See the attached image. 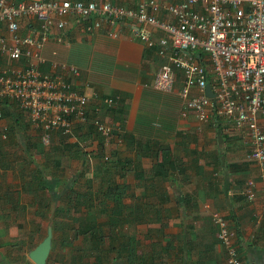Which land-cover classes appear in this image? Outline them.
Masks as SVG:
<instances>
[{
	"label": "crops",
	"instance_id": "0c3cea01",
	"mask_svg": "<svg viewBox=\"0 0 264 264\" xmlns=\"http://www.w3.org/2000/svg\"><path fill=\"white\" fill-rule=\"evenodd\" d=\"M95 1L131 9L136 3ZM112 30L114 39L108 37L105 25L84 35L74 18H69L62 43L48 41L40 52L46 64L65 63L78 69L74 89L91 97L89 118L112 129L110 145L102 151L108 161L98 163L99 155L94 158L102 147L90 125L75 126L65 136L53 133L49 145L42 146L24 116L9 108L1 122L7 132V139L0 142L1 240L20 241L11 234L17 226H32L30 233L21 228L20 236L28 242L43 239L37 238L43 220L51 218L52 223L59 210L70 209L60 199L65 193L60 186L72 177L70 166L82 174L84 191L98 196L94 207L102 208L98 205L102 200L112 208L102 197L105 182L123 187L124 197L117 205L123 212L120 225H126L129 233L120 237H131L142 245L143 249L136 248L140 259L135 264H225V252L210 223L212 213L236 233L241 260L264 264V164L247 158V137L220 119L198 124L191 114L181 118L177 94L151 87L161 64L155 51L133 37L129 23ZM46 66L42 71L47 72ZM110 97H117V103L107 108L101 101ZM76 162L83 167L75 168ZM39 173L50 190L37 189L42 180ZM247 181L253 185L250 202L242 195ZM37 211H42L41 216Z\"/></svg>",
	"mask_w": 264,
	"mask_h": 264
},
{
	"label": "built area",
	"instance_id": "2783aa9c",
	"mask_svg": "<svg viewBox=\"0 0 264 264\" xmlns=\"http://www.w3.org/2000/svg\"><path fill=\"white\" fill-rule=\"evenodd\" d=\"M69 18L81 34L105 25L113 39L114 26L129 23L133 37L155 49L161 61L151 87L177 94L181 118L191 114L198 124L220 119L244 133L247 158L264 164V0H136L134 9L95 0H0V142L7 139L1 109L11 105L42 146L53 133L65 136L75 126L90 125L102 151L109 147L112 129L89 118L91 97L74 89L78 69L46 64L40 56L48 41L62 43ZM207 86L210 98L204 95ZM101 103L113 107L117 97ZM102 160H108L107 153ZM242 195L252 201L250 181ZM210 222L225 264H247L236 253V233L216 213Z\"/></svg>",
	"mask_w": 264,
	"mask_h": 264
},
{
	"label": "trees",
	"instance_id": "16d2710c",
	"mask_svg": "<svg viewBox=\"0 0 264 264\" xmlns=\"http://www.w3.org/2000/svg\"><path fill=\"white\" fill-rule=\"evenodd\" d=\"M5 104L6 102H3L2 106H4ZM9 107L12 108L11 105H9ZM6 108L7 107H5V109ZM1 111H2V116L5 117L8 115L6 110L1 109ZM13 127L15 128V126ZM13 127H9L8 129L9 133H13L14 131ZM100 144L102 147L101 139H100ZM102 149L103 148H100V150H96L97 153H95L94 158L98 157L99 155L98 163L101 162L106 163L108 161V160L107 161L102 160V155H103ZM52 165L55 167L57 164H52ZM39 175L42 178V180L37 182L39 184L37 185V189H40L41 191L50 190L49 184L43 181L44 176L40 173ZM81 176L82 174L80 173L79 177ZM57 180L60 181L59 179ZM72 182H74V180ZM72 182L69 183V185L68 182H66L64 186H60L61 191L65 190L64 196L62 195L60 199H63L65 201L66 207L70 208L68 209V211L74 210L75 212L80 213L83 210L86 211L87 217L85 219L83 217L77 218L75 220L77 224L76 228L71 231L69 230L72 234L71 237H73L74 240H76L79 237L82 239L83 249L77 250L80 251L81 254L71 257V260L69 261L70 263L67 264H111L112 260L114 259L112 254L116 255L117 257L116 260L121 261L120 264L137 263L140 259L138 256H136V248L139 247L137 241L133 240V238L131 237H126L122 239L115 235L117 225L121 224L120 217L123 213L122 211H120L119 205H117V200L124 197L123 187H120V185H114L112 181H111L112 186H110L109 183L105 182V185L107 184L106 185L107 188L105 189V192L102 194V197L105 200H108L109 203H112V208L108 204H106L105 201L102 200L101 201L98 200V205L102 208H97L94 207L93 200L99 199L98 196L96 194L91 193V191L89 190L84 191L83 189L80 190L75 189L74 187H72L73 185ZM86 206H89L90 208H87ZM94 209H98V212L94 211ZM61 212H62L61 210L58 211V213ZM93 213H95L96 215H94ZM41 214L42 211H37V215L41 216ZM98 214H102L105 216L104 218H106L105 222H103L102 224L97 220ZM100 225H103V227ZM64 227H66L65 224H61L59 226V228L61 229L60 234L62 237L60 241L57 243V245L61 247H69L72 238L69 241L65 240L66 236H65V231L63 230ZM32 235H34V233ZM51 244H53L52 240H51ZM84 256H89L88 260L92 259L91 263L83 262ZM0 264H7V263L4 260H2Z\"/></svg>",
	"mask_w": 264,
	"mask_h": 264
},
{
	"label": "rangeland",
	"instance_id": "374dc122",
	"mask_svg": "<svg viewBox=\"0 0 264 264\" xmlns=\"http://www.w3.org/2000/svg\"><path fill=\"white\" fill-rule=\"evenodd\" d=\"M27 128L32 132L33 136L37 138L36 132H33L29 126H27ZM50 140H51V138H50ZM68 167L69 168H67V169L70 171L69 173H71L70 177L72 176L70 178V180H66L68 182V185H69V183H71L74 180V182H72L73 183L72 187H74L75 189H78V190H80V189L86 190L85 184H84V186L82 184L84 182V178L79 177V175L74 172L75 169L73 170V169H71L70 166H68ZM77 167L82 168L83 164L80 162H76L75 168H77ZM87 167L88 166L86 165L85 168L87 169ZM93 169H94V166H93ZM69 173H67V174H69ZM62 180H63L62 182L65 181L64 179H62ZM84 214H86V212L83 210L80 213H77L74 210H71V211L67 210V211H62L61 213H59L57 217L53 216L52 217L53 218L52 219L53 224L50 221L51 218L49 220H43L44 223H42V226H41L42 227L40 230L41 233L38 235L37 238L42 239L45 236L46 228L51 226V228H50L51 240L53 241V244H51L50 251H49L48 257L45 261V264H67V263H70L69 261L71 260V257H74L78 254H81V252L77 251V250L83 249L82 239L79 237L76 240H74L73 237H71L72 234L70 231L75 229L77 226L75 218H80ZM93 214L96 215L95 213H93ZM101 215L100 214L97 215L98 216L97 220H98V222H101V224H102L104 218L100 219ZM102 216H104V215H102ZM7 218H8V216L6 217V219ZM45 221H46V224H45ZM27 222L29 223L30 221L28 220ZM58 223L66 225V227L63 228V230L65 231V236H66L65 240L69 241L72 238V241H71V244L69 247H61V246L57 245V243L60 241V239L62 237L60 234V230H61L59 228L60 225ZM48 225H50V226H48ZM100 226L103 227V225H100ZM22 227L26 228L27 229L26 231H28L29 233L32 230V226H29V227L17 226L15 229H11L12 230L11 234L15 233L14 238L20 237L21 238L20 241L8 242V241L1 240L2 237H0V263L2 260H4L7 264H12V263L13 264H31V262L26 257L27 252L29 250L33 249L35 247V245L38 244L39 242H33L32 240L28 242L29 239H24V236L21 237L20 232H21ZM36 232L38 233V229L36 230ZM126 233H129V228L127 229V226L124 224H122V225L118 224L117 229L115 231V235L117 237L121 238L120 236H124V234H126ZM140 247H142L141 244H139V249H140ZM141 249H143V248H141ZM112 256L114 257V259L112 260L111 264H120L121 263L120 260H116L117 259L116 255L112 254ZM88 258H89V256H84L83 262H86V263L90 262L91 263L92 259L88 260Z\"/></svg>",
	"mask_w": 264,
	"mask_h": 264
},
{
	"label": "water",
	"instance_id": "95a60500",
	"mask_svg": "<svg viewBox=\"0 0 264 264\" xmlns=\"http://www.w3.org/2000/svg\"><path fill=\"white\" fill-rule=\"evenodd\" d=\"M204 95L207 97H212L208 86L204 90ZM51 247V231L50 228L46 229L45 236L43 239L35 245V247L27 252V259L31 264H45L47 256L49 254Z\"/></svg>",
	"mask_w": 264,
	"mask_h": 264
},
{
	"label": "clouds",
	"instance_id": "9594fccd",
	"mask_svg": "<svg viewBox=\"0 0 264 264\" xmlns=\"http://www.w3.org/2000/svg\"><path fill=\"white\" fill-rule=\"evenodd\" d=\"M86 2V1H85ZM155 51V49H153ZM211 223V222H210Z\"/></svg>",
	"mask_w": 264,
	"mask_h": 264
}]
</instances>
